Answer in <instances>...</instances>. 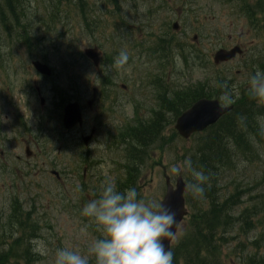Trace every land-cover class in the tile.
<instances>
[{"label": "rangeland", "instance_id": "obj_1", "mask_svg": "<svg viewBox=\"0 0 264 264\" xmlns=\"http://www.w3.org/2000/svg\"><path fill=\"white\" fill-rule=\"evenodd\" d=\"M50 1L24 0V8L29 17L34 18L44 13ZM86 1L92 11L91 19L98 25L93 36L85 33L82 22L74 13L68 22L65 39L60 37L63 28L57 23L55 30L58 32H52L51 36L47 34L39 45L34 42L33 48L37 50L33 51V57L25 53L24 46L15 45L13 41L12 44L4 41L0 45V217L8 215L14 199L19 200L24 210L33 212L40 227L37 240L45 241L49 249V255L41 256L36 264H51L55 250L60 247L84 252L99 235L95 226L81 216L80 210L95 198L93 192L98 191L102 183H116L123 176L122 154L106 142L107 127L103 129L101 125L105 118L112 117L104 123L122 127L134 119H148L151 111L158 110V87L185 88L209 79L217 71L211 56L218 48L240 45L244 50L243 57L217 66L218 71L222 70L221 74L228 72L232 76L233 84L246 80L249 71L245 70V63L264 53V35L257 37L248 21L225 0ZM173 22L179 24L176 36L190 44L192 52L199 53V56L192 55L186 63L176 52L169 55L170 63L167 64L154 54L155 50L150 51L155 36L167 31ZM194 35L197 40L192 42ZM86 48H96L100 59L97 67L84 56ZM121 51L128 53L126 65L106 72V67ZM34 57L45 58L43 62L52 71L50 79L32 70L30 61ZM105 59H109L110 64H106ZM105 80L110 81L108 89L119 105L116 106L113 99L109 104L97 99L94 106L88 107L91 89L102 90ZM121 84L126 86L125 90L121 89ZM36 88L40 89V97L44 99L43 106L39 105ZM74 101L82 109L84 125L75 133L66 134L61 126L62 108ZM8 111H18L25 118L27 131L16 126L22 117H10ZM90 117L96 118L98 133L85 149L78 141V134L89 133ZM165 118L170 139L174 124L169 125L172 117L168 113ZM195 137L189 140L173 137L161 154L166 173L172 180L181 176L186 183V192L191 183L187 179H191L188 170L174 175L169 169L187 161V155L199 140ZM26 147L31 152L29 157L24 150ZM259 156L260 159L252 161L249 156L239 157L232 173L223 181L224 186L220 187V193L224 195L234 186L243 191L242 201L234 208V213L264 202V150L259 151ZM157 158L159 152L151 154L141 165L135 189L140 198L159 203L164 184L160 170L152 167ZM85 165H89L90 170L84 181L86 188H83L74 173L80 174ZM53 170L59 173V181L50 174ZM231 178L232 187L228 185ZM203 207L206 208V204ZM254 223L246 238L237 236L224 247V253L228 252L232 257V264H240L242 254L253 252L250 246L239 247V243L246 244L253 237L259 239L260 252L264 254V211L258 214ZM186 227L184 220L173 243Z\"/></svg>", "mask_w": 264, "mask_h": 264}, {"label": "trees", "instance_id": "obj_2", "mask_svg": "<svg viewBox=\"0 0 264 264\" xmlns=\"http://www.w3.org/2000/svg\"><path fill=\"white\" fill-rule=\"evenodd\" d=\"M72 1L74 0H51L43 14L31 18L28 10L24 8V0H0V45L4 41L10 44L13 41L15 45L30 49L34 42L39 43L47 34L51 36L52 32L56 31L57 23L68 25L71 20L69 5ZM76 1L86 32L92 35L97 27L96 22L90 20L89 9L84 0ZM226 1L232 2L236 11L251 27L264 33V0ZM154 46L162 53L183 48L182 43L168 30L165 34L157 36ZM182 54L183 60L187 62L188 57ZM196 60L201 59L196 57ZM249 63L247 69H252V72L249 71L248 78L257 70L264 72V57L262 60L252 59ZM220 73L222 72L217 70L209 79H204L203 83L174 92L168 106L174 114V119L200 98L227 94V98L232 100V79ZM241 84L243 85L239 86V94L233 96V110L210 127L205 136H196L199 140L190 153L189 160L192 168L203 171L208 180L203 185L202 197L195 198V202H191L194 197L188 198L190 211L187 229L171 248L173 264H232L229 254L224 257L222 250L233 240L234 223H237L238 232L246 234L253 227L251 219L259 213L258 206H253L243 209L234 217L233 209L240 201L243 191L237 188L232 191L231 188L225 195L220 193V187L224 186L220 183L232 173L236 160L247 156L249 159L254 158L253 155L257 153L258 148L251 143L253 141L246 140L247 135H251L264 150V136L256 121V117L260 118L264 113V107H256V99L245 89L246 84ZM159 129L160 117L156 113L139 129L132 128L124 134L130 141V144H126L130 154L127 157V176L117 183L119 190L135 185L136 167L143 164L148 155L147 150L159 136ZM172 137H176L175 132ZM134 148L138 151L132 152ZM188 173L191 176L189 171ZM228 185L232 187V178ZM205 203L206 208L203 207ZM38 230L40 227L33 219V212L24 211L19 200L14 199L8 215L0 218V264H36L41 260V256L32 250V242L38 236ZM241 259L242 264H264V257L256 258L247 254Z\"/></svg>", "mask_w": 264, "mask_h": 264}, {"label": "clouds", "instance_id": "obj_3", "mask_svg": "<svg viewBox=\"0 0 264 264\" xmlns=\"http://www.w3.org/2000/svg\"><path fill=\"white\" fill-rule=\"evenodd\" d=\"M128 59V53L121 51L106 72L122 68ZM248 87L253 98L264 100V72L257 70ZM185 169L192 176L189 192L194 198L202 197L208 177L192 168L190 160L174 164L169 171L179 175ZM80 214L95 226L98 237L84 252L57 248L51 264H173V253L165 249L163 240L172 235L175 214L162 203L140 198L134 187L119 190L114 183L104 182ZM32 243L34 253L49 255L45 241Z\"/></svg>", "mask_w": 264, "mask_h": 264}, {"label": "water", "instance_id": "obj_4", "mask_svg": "<svg viewBox=\"0 0 264 264\" xmlns=\"http://www.w3.org/2000/svg\"><path fill=\"white\" fill-rule=\"evenodd\" d=\"M172 29H177L176 23L172 25ZM240 53L241 50L238 47H233L230 50L220 49L215 52L213 62L215 64L225 62ZM85 55L90 58L94 64H97L98 58L95 50L87 49L85 50ZM32 65L40 74L46 76L50 75V71L45 65H42L39 62H33ZM229 109L230 108L221 107L217 100H199L177 118L175 129L179 136L187 139L192 133L200 132L209 125L214 124L219 117ZM76 123L81 124L80 109L77 103H71L64 108L63 125L66 129H70ZM87 140L88 138L84 139L85 144L87 143ZM183 190L184 185L181 179H177L176 188L172 189L171 186H168L163 201L161 202L175 214V223L171 229L172 235L163 240L165 249L169 248L170 241L175 233L177 225L184 216Z\"/></svg>", "mask_w": 264, "mask_h": 264}, {"label": "flooded vegetation", "instance_id": "obj_5", "mask_svg": "<svg viewBox=\"0 0 264 264\" xmlns=\"http://www.w3.org/2000/svg\"><path fill=\"white\" fill-rule=\"evenodd\" d=\"M170 92H171V89L170 88H168V87H165V90H164V93L166 94V96L167 95H169L170 94ZM106 93L109 95V100L108 101H106V102H108V104L109 103H111L112 102V99L114 100V104L117 106V105H119L118 104V99L116 98V99H114V97L112 96V94L110 93H108V91H106ZM162 95V90H158V95L157 96H161ZM99 100V102H100V96H99V94H98V96L96 97V99H94V101L89 105V107H92V106H94L95 105V103H96V100ZM97 106V105H96ZM106 108H108V107H106ZM26 111V110H25ZM110 111H108V113H109ZM8 113H9V116L11 117L12 115H13V112L12 111H8ZM112 115H114V113H111ZM116 114V113H115ZM110 119H112V117H108V118H105L103 121H102V123H101V125H102V127H103V129L104 128H106L107 127V135L109 136V134L110 133H114L119 127H122V126H115L113 123H104V121L105 122H107V120H110ZM132 123L137 127V125H138V121L137 120H133L132 121ZM97 120H96V118H94V117H90V130H94V134H93V136H92V138H91V140H90V142H93V140H94V138H95V134L96 133H98V127H97ZM19 126V125H18ZM77 129H73V130H71L69 133H72V132H75ZM89 130V131H90ZM80 137H82V135H80ZM106 138H108L107 136H106ZM110 138H112V137H110ZM121 142V139L119 138V136H118V138H117V143L119 144V147L118 148H121V147H123V144L122 143H120Z\"/></svg>", "mask_w": 264, "mask_h": 264}]
</instances>
